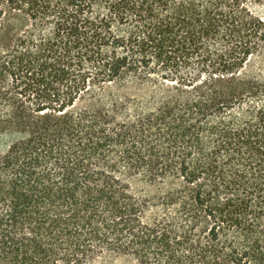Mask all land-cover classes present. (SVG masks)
Instances as JSON below:
<instances>
[{"label": "trees", "instance_id": "16d2710c", "mask_svg": "<svg viewBox=\"0 0 264 264\" xmlns=\"http://www.w3.org/2000/svg\"><path fill=\"white\" fill-rule=\"evenodd\" d=\"M258 56L264 0H0V264H264Z\"/></svg>", "mask_w": 264, "mask_h": 264}, {"label": "rangeland", "instance_id": "374dc122", "mask_svg": "<svg viewBox=\"0 0 264 264\" xmlns=\"http://www.w3.org/2000/svg\"><path fill=\"white\" fill-rule=\"evenodd\" d=\"M247 70L250 73L260 75L264 77V58L254 57L247 66ZM123 85H111L108 88L95 92L93 95H89L86 99H83L78 105H109L111 101H120L124 97L127 100L126 105H131L128 109L136 108L137 110H145L153 105H157L159 102L162 91L160 86L154 83H146L145 85L134 84L131 87H122ZM142 185L140 183L135 184V190L137 192L141 190Z\"/></svg>", "mask_w": 264, "mask_h": 264}]
</instances>
